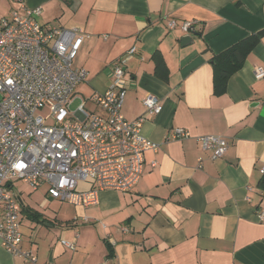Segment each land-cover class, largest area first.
Returning <instances> with one entry per match:
<instances>
[{
    "label": "crops",
    "instance_id": "1",
    "mask_svg": "<svg viewBox=\"0 0 264 264\" xmlns=\"http://www.w3.org/2000/svg\"><path fill=\"white\" fill-rule=\"evenodd\" d=\"M24 1L42 7L41 23L78 26L86 34L74 66L89 75L73 100L81 97L100 112L92 97L109 88L113 66L124 56V115L143 114L148 94L162 99L163 110L143 125V135L160 148L145 153L132 190H102L88 207L53 198L47 184L31 189L43 186L39 207L25 205L17 193L21 247L34 251L39 264H264V78L255 76V67L264 66V34L222 94L214 92L211 63L264 30V0ZM19 6V0H0V18ZM187 20L196 22L192 33L182 29ZM156 51L166 78L156 73ZM174 128L190 136L172 139ZM201 135L225 137V154L214 158L203 150ZM0 264L24 261L0 242Z\"/></svg>",
    "mask_w": 264,
    "mask_h": 264
},
{
    "label": "built area",
    "instance_id": "2",
    "mask_svg": "<svg viewBox=\"0 0 264 264\" xmlns=\"http://www.w3.org/2000/svg\"><path fill=\"white\" fill-rule=\"evenodd\" d=\"M19 5L9 18H0V242L24 264H39L34 251L21 247L22 206L15 182L22 180L33 190L47 184L53 198L83 207L97 204L102 190H132L143 175L145 153L160 148L142 128L150 116L162 112L163 102L148 94L143 114L135 119L124 115L123 56L113 66L109 88L92 97L101 111H90L85 103L72 111L76 87L89 75L86 68L74 66L86 34L78 26L41 23V6L30 8L24 0ZM176 25L174 20L168 23L170 28ZM182 29L192 33L196 22L187 20ZM136 50L132 47L128 54ZM255 76L264 78L263 65L255 67ZM188 136L187 130L174 128L170 138ZM197 139L214 158L227 151L221 135ZM80 182L91 187L80 189Z\"/></svg>",
    "mask_w": 264,
    "mask_h": 264
},
{
    "label": "trees",
    "instance_id": "3",
    "mask_svg": "<svg viewBox=\"0 0 264 264\" xmlns=\"http://www.w3.org/2000/svg\"><path fill=\"white\" fill-rule=\"evenodd\" d=\"M263 34L264 30L251 34L211 58L214 69V92L216 94H222L226 91L230 76L243 66L246 58L259 43ZM153 58L156 62V73L166 78L168 69L161 53L156 51Z\"/></svg>",
    "mask_w": 264,
    "mask_h": 264
},
{
    "label": "rangeland",
    "instance_id": "4",
    "mask_svg": "<svg viewBox=\"0 0 264 264\" xmlns=\"http://www.w3.org/2000/svg\"><path fill=\"white\" fill-rule=\"evenodd\" d=\"M85 92V91H84ZM85 95L87 93L85 92ZM82 103V98H75L71 104V110L74 111L76 108ZM91 104H87V108H89ZM41 113L47 115V111H41ZM31 187L25 183L22 180H17L14 184V190L16 193H21L22 198L24 197L25 200V205L26 203H30L31 206L33 207H39L40 206V201L43 199V186L40 188L38 192H32ZM33 190V189H32ZM23 207V206H22ZM41 211H43V206H41Z\"/></svg>",
    "mask_w": 264,
    "mask_h": 264
},
{
    "label": "water",
    "instance_id": "5",
    "mask_svg": "<svg viewBox=\"0 0 264 264\" xmlns=\"http://www.w3.org/2000/svg\"><path fill=\"white\" fill-rule=\"evenodd\" d=\"M191 39V35H187L183 38V41L186 42L187 40Z\"/></svg>",
    "mask_w": 264,
    "mask_h": 264
}]
</instances>
